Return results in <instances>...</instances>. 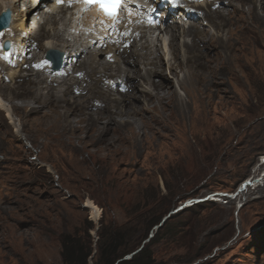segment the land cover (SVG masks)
Instances as JSON below:
<instances>
[{
    "label": "rangeland",
    "instance_id": "374dc122",
    "mask_svg": "<svg viewBox=\"0 0 264 264\" xmlns=\"http://www.w3.org/2000/svg\"><path fill=\"white\" fill-rule=\"evenodd\" d=\"M56 1L48 0L51 4ZM192 1L201 3L206 11L211 4L216 5L224 18L218 16L213 26L199 15L181 21L177 3L173 18L184 28L198 22L204 29L219 32L223 47L208 48L209 53L215 61H239L233 72L223 70L218 83L206 89L210 111L198 103L200 121L192 123L186 118L184 129L156 131L146 121L143 129L137 130L141 144L131 136L121 143L112 122L107 124L112 127L107 134L92 131L88 113L102 110L75 89L66 91L69 84L63 80L72 78V66L65 62L70 52L60 48L54 50L63 58L58 70H53L43 50L35 58L38 70L49 68L44 74L47 81L58 82L60 107H51L54 101L47 105L36 102L34 111L16 112L0 90L5 106V126L0 125V264H64L62 239L68 234L92 244L94 256L100 233L111 230L120 234L119 240L124 244V253L117 262L138 258L139 264H264V12L257 3L263 18L248 16V1ZM135 2L144 9H139L142 17L140 23L133 25L138 29L133 36L142 31L149 42L167 50L165 44L171 36L162 32L165 26L160 21L171 18L167 6L172 1ZM20 6L25 8L23 3ZM235 7L241 9V17L233 13ZM72 9L66 14L67 19ZM52 10L56 12L57 8ZM52 10L45 3L40 14L27 16L28 27L35 25L43 12ZM87 15L79 21L87 22ZM97 26L94 30L98 33L105 31L106 25ZM129 26L123 16L116 32L124 30L130 34ZM49 28L53 27L48 25ZM71 32L75 34L74 30ZM132 41L124 45L130 48ZM144 41H138V52H144L140 49ZM178 41L191 42V37L183 35ZM109 42L106 40L109 46H102L100 51H112L110 46L114 45ZM2 45L0 61L4 62ZM167 51L164 60L172 57ZM71 53L75 55L74 51ZM104 57L103 53L97 55ZM109 61L112 69L131 66L123 62L119 51ZM136 67L145 70L141 63ZM66 68V75H62ZM1 76L0 73V81ZM170 79L187 99L177 79ZM111 87L128 89L121 79ZM62 106L71 108L68 117L75 128L63 133L49 114L50 108L63 113ZM178 118L179 113L174 111L172 119ZM255 176H259L256 186L261 185L260 188L249 183L240 197L228 196ZM191 199L204 200L178 209ZM88 200L97 207V216L85 206Z\"/></svg>",
    "mask_w": 264,
    "mask_h": 264
},
{
    "label": "bare ground",
    "instance_id": "6f19581e",
    "mask_svg": "<svg viewBox=\"0 0 264 264\" xmlns=\"http://www.w3.org/2000/svg\"><path fill=\"white\" fill-rule=\"evenodd\" d=\"M135 1L131 0L126 7L122 8L121 14L115 23H112L109 19L97 23V12L96 10H92L86 16L87 22L83 19V24L80 26L78 23L73 29V26H71L72 16L77 13L71 11L69 19H67L66 14L72 8L70 3L75 2V0H60V2L56 1L54 4L49 3L48 0H0V13L7 8L11 10L9 28L0 31V50L4 39L12 42L11 48L8 51L3 50L5 56L2 53L5 61H0V73L2 74L0 90L11 101L12 109L16 112L23 109L32 111L35 106L34 103L38 102L40 105H47L52 101H54V104L51 107H60L59 101H57V99L59 100L57 96H60V92L56 87L58 82L52 79L51 81H47V77L44 74L49 68L44 67L38 70V63L35 62V58L40 56L41 50L48 54L60 48L67 51V53L70 52L65 57V62L69 66H72V78H64L63 80L65 84H69L66 91L75 89L83 98L91 99L95 104L97 103L102 110L99 113L94 112L95 114L92 112L88 113V120H91L92 131L102 130L103 134H107V131L112 130V127H109L107 124L112 122L115 125L113 128L115 130L114 133L119 135L121 143H126L131 136L132 140L136 138L137 143L141 144L138 138L146 121L156 131L163 129L173 130L172 132H176L177 128L184 129L186 127V118L192 123H196L197 120L200 121L199 118L201 116L197 112L198 103L204 105L206 112L210 111L208 109L210 102L205 100L209 94L206 89H208V86L212 87L211 85L218 83L223 70L233 72L239 59L235 58V62L232 59L230 61L228 59L215 61V56L211 55L207 49L212 48L216 50L223 47L220 33L204 29L201 23L198 24V22L191 23L188 28L182 27L178 20L173 18L177 12L174 8L179 4L178 8H181L180 15L182 16H180L181 21L199 15L211 26L216 23L218 16L224 18V14H222L221 9L213 4L206 11L202 9L201 3L195 4L192 0H171V4L167 6L170 9L169 14L171 18L161 19L160 21L165 26L162 32L171 36L168 44L166 43L165 46L172 57L164 60L167 50L163 49L162 45L158 47L157 43L152 44L153 41L149 42L142 31L133 36L135 32H138V29L133 25L138 22L140 23V18L142 17L139 9H144V7L136 5ZM241 1H248L250 4L248 16H252L255 19L261 17V14L257 10V3L260 4V8L264 12V0ZM22 3L25 6L24 9L20 6ZM45 3L51 10L57 8L56 12L55 10H52V13L43 12L38 21H36V24L33 26L29 25L28 27L27 16L32 13L40 14ZM174 3H177V5H174ZM56 4L63 6L56 7ZM65 5L68 8H65ZM134 6H137V8L135 9ZM73 9H76V4L73 6ZM233 13H238L240 17L243 14L239 7H235ZM123 16L127 17L128 25H131L128 27L132 28V33L130 32V34L124 32V30L120 34L116 32L119 21ZM99 24L106 25L105 31L103 30L102 33L94 30ZM48 25H51L53 28H49L48 30ZM248 28L253 31L252 28ZM71 30H74L75 34H72ZM183 35L190 36L191 42H179L178 39ZM131 39L133 41L131 42V46L129 45L130 48H128L124 44L128 43ZM143 39L145 41L140 44V49L144 50V52H138V41ZM106 40H110L109 44L114 45V47L110 46L112 50L110 52L100 51L102 46H109ZM115 43H119V45L116 46ZM93 47L97 50H92ZM71 51L75 52L74 56H72ZM116 51L120 52L123 62L130 64V67L118 65L116 69H112V63L109 60L114 58ZM102 53L105 54L106 58H97V55H101ZM111 53L113 55L109 59L108 57ZM220 55L221 53L218 50L217 56L220 57ZM82 56L83 58H81ZM139 63L145 66L143 72L136 67ZM235 63L237 64L235 65ZM67 71L68 68L63 73L61 72L62 75ZM169 76L177 79V85L187 96V99L181 96ZM119 79L122 80L123 84L128 85L126 91L111 87V84ZM67 80L73 82L69 83ZM137 101H143V103H138V105ZM4 108L5 106L0 99L1 126H5L2 115ZM65 108H63L64 110L62 109L63 113L51 108L50 113L47 111V113L53 116L54 121H57L55 126L62 133L75 129L72 127V122L68 117L69 112L72 110H70L71 108ZM174 111L179 113V118L176 120L172 119ZM145 113L148 115L144 116ZM103 122L104 124H101ZM5 128L7 129V127ZM89 129L90 127L88 131ZM238 154L237 151L234 153L236 156ZM258 177L255 176L249 179L250 181L246 180L247 182L242 183L234 195L228 196L233 197L236 195V198L240 197L250 184L257 185ZM260 186L258 185L256 188H260ZM85 206L90 208L96 216L98 215V209L92 201L88 200Z\"/></svg>",
    "mask_w": 264,
    "mask_h": 264
},
{
    "label": "trees",
    "instance_id": "16d2710c",
    "mask_svg": "<svg viewBox=\"0 0 264 264\" xmlns=\"http://www.w3.org/2000/svg\"><path fill=\"white\" fill-rule=\"evenodd\" d=\"M157 220L151 223H155ZM117 231L100 233L96 244V253L93 256L92 244L86 243L74 235H66L62 239V258L64 264H137L138 258L131 261H120L124 250V244L119 240ZM139 264V263H138Z\"/></svg>",
    "mask_w": 264,
    "mask_h": 264
},
{
    "label": "water",
    "instance_id": "95a60500",
    "mask_svg": "<svg viewBox=\"0 0 264 264\" xmlns=\"http://www.w3.org/2000/svg\"><path fill=\"white\" fill-rule=\"evenodd\" d=\"M7 12V15H5V13ZM10 19H11V12H10V10H5V11H3L1 14H0V31L2 30V29H4V28H6L8 25H9V23H10ZM5 47L6 48H8L9 47V44H8V42H6L5 43ZM56 53H58L59 54V52H57V51H51L50 53H49V57L50 58H53V55L54 54H56ZM223 195H226V194H223ZM204 199H191V200H189L188 202H185L182 206H180L178 209H181V208H183L186 204H190L191 202H200V201H203ZM176 211V210H175ZM120 261V260H119Z\"/></svg>",
    "mask_w": 264,
    "mask_h": 264
},
{
    "label": "snow or ice",
    "instance_id": "6c2138e0",
    "mask_svg": "<svg viewBox=\"0 0 264 264\" xmlns=\"http://www.w3.org/2000/svg\"><path fill=\"white\" fill-rule=\"evenodd\" d=\"M58 2H60V0H58ZM84 2L86 4H90V3H99L100 7L105 10L107 15L113 16V22L115 23L117 17L115 16V14L111 11L108 10V6H114L120 3V0H84ZM5 15H7V12L5 13Z\"/></svg>",
    "mask_w": 264,
    "mask_h": 264
}]
</instances>
